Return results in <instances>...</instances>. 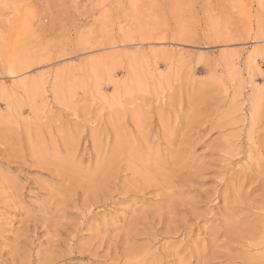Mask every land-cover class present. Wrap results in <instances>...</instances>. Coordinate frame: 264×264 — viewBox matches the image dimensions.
I'll return each mask as SVG.
<instances>
[{"label":"rangeland","instance_id":"1","mask_svg":"<svg viewBox=\"0 0 264 264\" xmlns=\"http://www.w3.org/2000/svg\"><path fill=\"white\" fill-rule=\"evenodd\" d=\"M256 92L264 0H0V264H264Z\"/></svg>","mask_w":264,"mask_h":264},{"label":"bare ground","instance_id":"2","mask_svg":"<svg viewBox=\"0 0 264 264\" xmlns=\"http://www.w3.org/2000/svg\"><path fill=\"white\" fill-rule=\"evenodd\" d=\"M264 96L261 92H256L251 99L252 106L250 108V120L252 128L254 129L255 126L260 123V118L264 114ZM236 113L239 109L234 110ZM259 118V119H258ZM252 139V138H251ZM98 173L92 174L91 177L97 176Z\"/></svg>","mask_w":264,"mask_h":264}]
</instances>
